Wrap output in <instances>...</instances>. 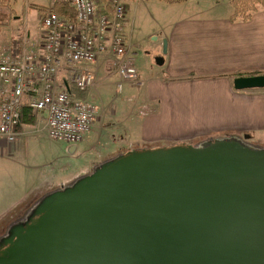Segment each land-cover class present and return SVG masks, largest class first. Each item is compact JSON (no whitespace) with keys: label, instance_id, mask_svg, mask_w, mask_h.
<instances>
[{"label":"water","instance_id":"1","mask_svg":"<svg viewBox=\"0 0 264 264\" xmlns=\"http://www.w3.org/2000/svg\"><path fill=\"white\" fill-rule=\"evenodd\" d=\"M233 85L263 88L264 74ZM34 213L3 238L0 264H264V147L226 138L131 150Z\"/></svg>","mask_w":264,"mask_h":264},{"label":"crops","instance_id":"2","mask_svg":"<svg viewBox=\"0 0 264 264\" xmlns=\"http://www.w3.org/2000/svg\"><path fill=\"white\" fill-rule=\"evenodd\" d=\"M23 1L19 13L18 0H0L8 7L11 19L3 25L11 32L0 43V52L14 57L24 46L38 49L44 37L41 18L46 8L55 1L68 4L67 0H47L46 4ZM106 1L100 0V4ZM119 1L128 8V4ZM156 3L167 15L157 21V34L152 33L151 37L155 40V51H161L163 44L164 55L158 56L161 62L153 76L146 77L136 65L138 83L128 84L141 88V97L133 100V124L119 137L127 140L129 146L237 137L251 146L264 147V87L238 90L233 85L235 77L264 74V7L259 6L249 18L242 19L231 17L230 0H156ZM32 6L39 11L28 19ZM127 37L132 49L134 43L128 34ZM104 58L99 57L92 67L100 71L108 62ZM95 88L96 83L92 89ZM91 90L88 94L93 101ZM114 91H121L117 90V82ZM96 124L95 120L79 144L68 148L63 143L65 148L71 151L81 146ZM18 130L21 136L15 142L0 138V229L5 232L12 223L11 213H26L29 202L80 175L56 176L53 180L48 176L44 181L46 166L35 150L40 138H49L44 121L35 116L21 122ZM100 161L94 162L92 168Z\"/></svg>","mask_w":264,"mask_h":264},{"label":"built area","instance_id":"3","mask_svg":"<svg viewBox=\"0 0 264 264\" xmlns=\"http://www.w3.org/2000/svg\"><path fill=\"white\" fill-rule=\"evenodd\" d=\"M69 18L46 8L41 21L43 41L37 50L23 47L17 57L0 52V138L15 142L21 136L20 110L25 105L42 119L52 140L76 146L92 128L98 113L89 91L96 83L92 67L99 57L110 65V75L138 83L127 33L126 7L119 0H67ZM102 5L103 10L100 11ZM87 91L74 96L72 88Z\"/></svg>","mask_w":264,"mask_h":264},{"label":"rangeland","instance_id":"4","mask_svg":"<svg viewBox=\"0 0 264 264\" xmlns=\"http://www.w3.org/2000/svg\"><path fill=\"white\" fill-rule=\"evenodd\" d=\"M33 1V0H32ZM46 4L47 0H36ZM126 5L127 21L125 22V32L130 36L131 42L134 43L132 50L136 52L134 54V65H138L144 70L145 76H153L157 72L158 56H163V44L161 51H155V40L151 37L152 33H156L158 28L157 21L166 16V10L157 5L156 0H150L148 3H141L135 0H121ZM23 0H18L19 8L23 6ZM3 2L0 3V43L2 44L6 37L10 34L11 30L4 29V26L9 20V9ZM38 9L34 6L30 7L27 13V18L31 19L33 13H38ZM7 26V25H6ZM24 27L21 25L20 31L22 32ZM5 38V39H4ZM136 50V51H135ZM105 61V58H104ZM107 61V60H106ZM137 69V68H136ZM96 73V88L91 90V98L99 106V115L96 119V128L92 130V135L88 140H84L81 146L74 150H68L64 146V142L61 140H52L51 138H40L35 146V150L43 158L45 164L43 180H48L46 177L52 176V180L58 176V178H70L75 175H79L73 178L71 182H61L60 188H65L70 183L74 182L78 178L91 173L101 163L113 159L114 157L126 153L131 150H140L144 148H157L168 147L178 144L201 146L204 143L209 144L215 142V140L226 139L223 138H209L202 143L199 139H185L183 141H174L162 144H140L129 146L127 140L119 137L124 136L125 131L131 127L132 121V105L133 100L138 99L140 96V89L137 86H129L128 82H123L121 91L116 93L114 91V84L118 82V76L116 74L110 75V65L107 62L103 68ZM141 97V96H140ZM242 140V139H241ZM244 143L250 145L249 142L242 140ZM64 143V144H63ZM66 145V144H65ZM122 145H126L125 149H122ZM67 147V145H66ZM123 151V152H122ZM102 161H100V160ZM100 161L95 167L92 168L94 162ZM92 168V169H90ZM47 171L49 172L48 174ZM49 193H43V196L34 201L29 202L30 205L26 213H11L12 223H20L25 219L30 218L31 215H35L34 210L36 205ZM33 210V213H30ZM19 215V216H17ZM5 230V229H4ZM0 229V242L2 235L8 236V230L5 232ZM5 232V233H4Z\"/></svg>","mask_w":264,"mask_h":264},{"label":"trees","instance_id":"5","mask_svg":"<svg viewBox=\"0 0 264 264\" xmlns=\"http://www.w3.org/2000/svg\"><path fill=\"white\" fill-rule=\"evenodd\" d=\"M230 2L233 7V14L231 16L232 18L240 17L242 19H247L250 17L251 13L255 11L259 6L264 7V0H230ZM50 8L53 9L59 15H63L69 18L74 17L73 10L71 9L70 5L65 2L55 1ZM71 92L73 93L74 96L81 98H85L87 95V91H78L74 87L72 88ZM34 117H35V113L31 112L25 105L21 108L20 110L21 122L30 121ZM228 138H237V137H228ZM201 141L202 143L205 142L204 140Z\"/></svg>","mask_w":264,"mask_h":264},{"label":"flooded vegetation","instance_id":"6","mask_svg":"<svg viewBox=\"0 0 264 264\" xmlns=\"http://www.w3.org/2000/svg\"><path fill=\"white\" fill-rule=\"evenodd\" d=\"M37 206V205H36ZM30 213H33V210L30 212ZM36 216L37 215H31L30 216V218H28L27 220L25 219L23 222H20V223H11V226H10V228L9 229H11V228H14V229H18L19 227H21L22 225H25V224H27V223H29V222H31V221H33L35 218H36ZM5 237H7V235L6 236H2L1 237V240L3 241V238H5ZM6 240H7V238H6ZM7 246V243H6V241H4V242H0V253L4 250V248Z\"/></svg>","mask_w":264,"mask_h":264}]
</instances>
